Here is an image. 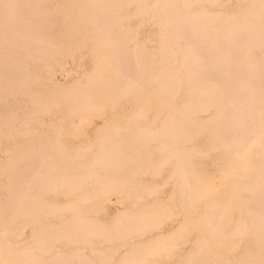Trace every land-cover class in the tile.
I'll list each match as a JSON object with an SVG mask.
<instances>
[{
  "label": "bare ground",
  "instance_id": "obj_1",
  "mask_svg": "<svg viewBox=\"0 0 264 264\" xmlns=\"http://www.w3.org/2000/svg\"><path fill=\"white\" fill-rule=\"evenodd\" d=\"M65 1L62 2L64 4H60L61 2L54 3V0H0V154L4 153L7 155V158L0 156V257L5 260L4 263L3 260L0 259L1 262H3L1 264H33L31 259L37 262V264H46V260H48L47 264H55L60 259L63 260V257L64 259L67 257L65 260L69 258L70 261L73 262L74 259H76V262H74L75 264H80L79 262H83L84 260L83 264H102L103 261L106 262L111 255H115V252H113L114 254L110 253L108 256V252L106 251L107 253H105L107 255L104 256L105 254L103 253L104 251H102L101 242L105 240L110 243L112 241L115 245L114 241H117L115 240V238L118 239L117 237H119L118 241L123 242V240H120L121 237L124 238L125 241L126 239L136 236L140 238V240H137V244H141L139 245L140 249L143 244L139 242L143 241L144 243V241L147 240L145 241V246L143 245L142 247V252L135 244L133 245L132 243V246L130 243L129 245L131 246L129 247L131 248H127L129 251L125 249L122 250L121 257L124 255V257L128 256V258H131H126L125 260V258L119 256V258H116L117 260L121 258V261L118 260L117 262L126 264L125 262L128 261L129 264H138L137 262L140 260L139 264H149V261H144L148 259L145 257L146 255L147 257L148 255L149 257H155L157 256L156 254L159 256L162 252L165 253V251L169 254L170 251L176 249L175 246L178 247L173 242H178V239H180L178 236L184 233L183 231L181 232L182 234L180 233L178 227L181 225L179 224H182L180 227L182 228L185 226L187 227L190 223L192 224L191 229H193V232L199 230L198 227H193L197 220L193 222L192 219V222L186 223L187 214L192 213L193 216L199 214L197 209L199 207H197V205H200L197 204L199 201H203L204 206L208 205L204 207L208 209L209 205H214L212 203L214 201L220 204L228 202V205H226L228 207L229 203L232 204L234 201V204H232L233 207L231 204L230 207H232L233 213L234 207H236L238 214L236 215L238 217L241 211L244 212L240 205L246 204V210L251 212L248 214H252L255 217L254 223L252 222L253 228L250 227V229H248V231L253 229L254 233L251 232L249 234V231L248 235L254 237L253 249L256 254H248V256H244V259L239 262L238 260L236 261V259L232 260L235 256L231 257L232 259L229 260L230 258H228L229 256L227 255L228 259L226 258V260H223L224 263H222L264 264V0H68L66 3ZM66 18H69L67 20H69V23L71 22L70 24L73 25L75 31H81L82 34H84L80 35V38L81 36L84 38L86 37L82 41L88 42V40H90L95 44L93 45L97 53L94 51L93 59L95 58L96 60V56L97 58L99 57L95 62L91 58V61H93V63L91 62L93 64L92 66L95 65V69L86 70L88 72L82 70V73L85 72L87 75L90 73L88 76L85 74L87 78L84 79L85 81L87 80L88 84L86 85L87 82H85L83 88L80 87L81 90L79 89L81 91H79L80 93L85 92L83 90L86 89L89 94H81L88 97V99L84 97V100L82 98L81 105L83 104L82 102L85 103L82 106L79 103L81 99H79V97H81L79 96V92L76 94L78 98L73 97V88L78 89L76 86L74 87V85H77V87L80 85L79 80L81 77L79 76L80 79L78 83L75 81H77L79 77H77L76 80L73 79L72 82L68 81V84L75 83L72 85L73 87L71 85L68 86L69 88L66 86L68 88L67 92H69L70 87L71 90H73V92H70V95L74 98L71 99L74 100L71 104L75 111L73 109H68L70 113L73 111L72 114H74L79 106L80 108L87 106L89 108L86 107L87 110H89L88 112H93L94 114L96 111L101 112V108L103 107L104 110L106 109L108 111V115H104L106 117L102 119L101 126H98V129H103L106 123L113 122L112 119L114 120L115 117L117 118L121 115L119 112H121L120 109H123L120 106L122 101L126 100L130 103V108L127 107L130 109L128 110L129 112L127 111L129 115H127L126 119H123L129 122L127 123L128 128L122 131L118 140L116 136V140H112L115 134L111 132L113 136L111 137L112 139H108L111 140L110 142L107 141L105 144L104 141L100 144L101 147L89 150V154L85 156L86 158L81 157L79 159H77L76 156L80 154L75 153L76 155L74 154V156L70 153L73 150H77L79 143L72 144L75 145L74 148L76 147V149L72 147L73 150L70 149L71 151L67 149V152L68 150L70 151L68 154L65 153V150L64 152L61 151L62 153L55 154L56 150H62L63 145L60 147V142H56L55 144L58 145V148L57 145L52 144L53 142L51 140L46 144L50 151L45 153V157H40L38 151H32V146H30V149L28 148L29 150L23 152V150H20L21 146H17L19 142H16V140V143L10 142L18 137L20 133H25L29 130L25 127L27 130L23 132L21 130L22 123L30 117L29 115L34 114L31 110L32 112L26 115L28 113L21 106V109H23L26 114L21 115L22 112L20 114L18 112V118L16 116V111L19 109V101L17 102L18 99L16 101L13 100L16 96H19L20 86L21 88L27 87L25 86L27 85L25 81L29 79L27 78L25 80V75L29 77V68L33 66L30 57L36 58V56H39L37 59H40L42 55L45 57L50 53V59L53 58V54H55L54 57L59 54L61 55L62 47L60 48V44L63 41L61 39L63 36L60 34V37L55 36L52 38V33L61 28L68 29L65 21ZM66 30H64V32H66ZM113 32H117L116 34L114 33L116 37L115 35H113L114 37L111 35ZM144 32L145 37H140V34ZM118 33L120 34L119 36L117 35ZM127 33L128 36L130 35L129 37L126 36ZM77 34L78 33H76V35ZM122 34H126L125 38ZM68 42L66 43L67 45ZM74 42H72V45L74 44L75 47L74 45L73 47L76 49V43L79 42ZM84 44L83 42L80 44V50L83 49L82 45L84 46ZM58 45L61 49L59 51L60 53H58V51L53 52ZM93 45L90 46L93 48ZM77 47L79 49L80 46L78 45ZM90 48L89 50L92 51V48ZM72 52L70 51V55H72ZM79 53H81V51H79ZM86 54L88 53L86 52ZM22 55L25 57L24 59H26V61L22 58ZM20 56L25 62L21 60ZM80 56L78 57L79 59L82 58V55ZM58 59L59 58H57V60ZM33 60L35 61V59ZM57 60H55L56 63L59 62ZM40 61H42V59ZM52 61L54 62L53 59ZM83 62L85 63V61ZM36 63L37 62L34 64ZM61 63L63 64V62ZM61 63L59 66H62ZM44 64L47 67V64ZM78 64H80V62H77V66L79 67ZM41 67V70H43L44 67ZM80 67L79 69H81ZM37 68L39 69V67ZM49 70L48 68V72L51 73V70ZM91 73L93 74L91 75ZM54 74H50L49 76L53 77ZM21 76H24V78ZM30 77L32 79V75H30ZM82 77H84V75H82ZM21 78L24 81H20ZM41 78V82H43L45 78L47 79L45 76L44 79ZM31 79L30 83H32ZM49 79L47 80L49 81ZM81 81L82 80H80V83H82ZM37 85L41 86V84L38 83ZM37 85L35 84V87ZM47 85L50 87L49 83H47ZM84 85L88 87L84 89ZM31 86L33 87V84H31ZM38 87L36 88L40 89ZM49 87H47V89ZM42 89L44 88L42 87ZM48 90L50 92L51 87ZM22 91L24 92V90ZM28 91H30L29 88ZM33 91L35 90H32V92ZM47 92L48 91H46V93ZM52 92L51 90V95ZM94 94H100L105 97L102 107L101 105H97L99 100L93 103L90 102V98L92 97L89 98V96H93ZM34 95L32 94L33 99L36 96ZM70 95H68L69 101ZM23 100L24 98L22 102ZM45 100L48 101V99ZM52 100L53 99H51V101ZM51 101L50 104H48L49 102H44V107L45 104L49 106L52 105L54 101H52V104ZM55 104L56 103H54L53 106H56ZM93 104L96 105L94 106ZM27 106L26 108L29 107ZM64 106L67 105L65 104ZM51 109L52 108H50V110ZM33 110L35 109L33 108ZM80 110L81 109L77 111ZM19 111L22 110L19 109ZM62 111L64 112L65 110ZM81 111L86 110L82 109ZM88 112H86V115L89 114ZM105 112L101 113L105 114ZM24 115L27 117L20 119V116L24 117ZM60 116L59 118L62 117ZM129 116L131 119L128 118ZM59 118L57 117L56 120L59 121ZM61 119L63 120V118ZM41 120L40 122H42ZM91 120L93 121V119ZM49 121L47 123L48 125H50ZM65 121L66 119L63 122ZM50 122L52 124V120ZM75 123H72V125ZM45 124H43V126H45ZM68 124L67 127H65L66 123H64L65 126H63L61 121L58 132L62 130V128L60 129V125L69 129ZM32 126H34V130L36 131L35 128L37 126L35 124L27 127L30 128ZM49 127L51 128V125L47 128ZM121 127L122 126H119L117 130H120ZM105 128L104 132L107 129L110 130L107 126ZM66 129H64V131ZM71 129H73V127ZM71 129L70 132L72 131ZM100 129L97 130V133ZM31 130L33 129L29 131ZM50 130L53 131L54 129H49L48 132ZM35 131H27V133L34 134ZM101 132L99 134H101ZM108 132L110 135V131ZM65 133H68L67 130ZM106 133L107 131L105 134ZM116 133L119 134V131ZM60 134L61 132L58 133V137ZM94 134L96 133L94 132ZM62 135L63 134H61V136ZM109 135H104L103 138L101 137L102 141L103 139L107 140V138H110ZM50 136H52V134ZM54 138L55 137H53V141L55 140ZM38 139L39 138H37V140ZM47 140L48 139H46V143ZM50 143L55 145L56 148L52 146L49 147ZM34 144L36 146L38 143ZM43 144L45 145L44 141ZM38 146L39 144L37 147ZM68 146L69 145H65L66 148H68ZM79 146L78 150L80 148ZM60 150H58V152ZM50 152L55 156L49 154ZM23 153L27 154V156L23 157ZM42 154L44 153L42 152L41 155ZM136 190L141 191V193L146 192L148 195L149 193L158 194L159 192H163L171 194L170 196H174L172 200L178 203L181 208V213H183L182 215H186L184 217L186 221L184 222L183 219H179L181 223L179 222L177 225L178 227L176 226V230L178 231L175 230L174 234H178L179 232L180 235L178 234V236L175 235L172 237V234L170 236L165 235L161 230L157 232L164 221V216L152 214L153 212H151V209L150 211L148 210V213L143 212L144 209L142 210V208L149 209L150 203L147 204L146 207H141L142 212H140L138 216L133 215V213L125 214V210L118 211L120 214L117 212L115 215V218L118 220L112 218L113 221L105 223L103 227L105 221L103 223L101 222L100 214L103 213V208L99 204L100 198L113 192L119 194L120 192H126L133 195ZM232 191L233 193H231ZM235 191L236 193L246 192V194L249 193L250 196H238L236 193L234 195ZM212 193H218V195L216 196ZM229 193L231 197L230 195L228 196ZM232 194L236 196V198L232 197ZM134 197L133 195L132 198L134 199ZM138 197H135V199ZM158 197L152 198V202L156 203L160 201ZM167 201L169 202V200ZM146 203L147 202H145V204ZM226 206H224V209H221L224 211L226 210L225 212L228 213L230 211L227 210ZM239 207H241V211ZM128 208L126 209L128 210ZM177 208L178 207H176V210ZM204 208L203 211L208 210ZM116 209L117 208H115V210ZM129 210L131 211V209ZM210 210L209 212L204 211L206 216H202L203 220L198 219L202 231L199 230L200 234H198L199 232L195 233L202 238L198 240L196 234L197 244H193L195 247V245L201 242L202 244L199 245L203 246L202 250L200 246L197 247V249H199V252L200 250L202 252L207 251L208 254L211 250L208 244L211 242L208 241V238L209 240L211 239L210 236L213 235L212 239L214 236H218L219 239L221 238V240L225 241L223 243L221 242L224 245L226 242L233 241V239H231L232 241H227V239H229L230 235H233V233L236 236L238 230V235L240 236L241 234L247 233L245 231L246 228L244 229V225L241 224H244V222H240L242 221L240 220V217H242L241 215L238 219L236 216L237 222H240L239 224L242 225L241 227L238 225L241 230L235 228L237 223L236 226L234 225L235 229L232 228V231L235 230V232H230L231 234L228 235L229 229L226 231L227 233H223L222 231L226 228L225 226L221 228L223 220H221L220 226H216V223H220V219H217L219 223L218 221L215 222V213L218 212L213 213V210ZM239 211L240 214L238 213ZM114 213L115 212H113V214ZM204 213L202 215H204ZM218 214L222 216L221 213ZM230 214L231 215L227 214V217L234 215L232 213ZM223 215L226 214L224 213ZM119 219H122L123 222ZM224 219L226 221V226L230 224L228 221L231 219ZM121 222L122 226H118ZM230 222L232 224V220ZM184 223L186 224L185 226H183ZM49 224H51V226ZM156 224H158V226H156ZM211 225H213V228ZM214 226L220 227V229L217 228V232H215ZM186 227L185 229H188ZM26 228H28L27 231H25ZM185 229L183 228L182 230ZM242 231L243 233H240ZM187 233L191 235L192 230ZM206 233H208V235L210 234V236L202 235ZM155 234L158 235L156 238L154 237ZM163 234L165 238L162 239L161 236L163 237ZM43 235H46L47 238ZM25 236L32 238L31 243L35 242L34 244H39L37 246L39 248L36 247L38 252L44 251L47 253L48 246L49 250L50 247H52L49 243L52 244V241L58 242L62 237L64 241L66 238L69 244H74L76 242L80 246L75 248L71 244L65 248L59 247L60 249L55 247V249H58V254L56 252V254H53L57 258L55 257L53 259L52 257L54 256L51 255L47 258L43 257L44 259L40 260V258H42L40 256L44 254L37 256L34 252L35 255H32V250L36 251L35 247L31 246L32 248L27 249L25 244L21 248L18 246L19 241L21 243ZM159 237L161 239H159ZM171 237L172 241L175 237L177 238L173 242H170V240L169 243L173 245L168 244V246H175L173 249L170 247L171 250L166 248L164 251V246L161 247L160 243L162 241L167 246V239ZM204 237L205 240L203 239ZM37 239L39 240L37 241ZM148 239L150 240L148 241ZM206 239L208 243L205 242ZM219 239L215 237V242ZM10 240H14V244L10 243ZM72 240H75L74 243ZM238 240L239 238L237 241ZM192 241L194 240L192 239ZM45 242H48L47 244L49 245ZM157 242L158 244L156 247L159 245V248L153 245V243L156 244ZM118 243L120 244V242ZM203 243L205 245L208 244L206 245L208 248L205 251L203 250ZM212 243H214V241ZM217 243L218 242L214 244ZM221 243L219 242L216 249H214L215 247L213 249L218 250V246L223 248ZM41 244L42 246H40ZM146 244H150L151 246ZM235 244L233 245L238 246V242ZM116 245L115 247H117ZM228 245L231 247L232 243H228ZM6 246L9 249L6 248ZM235 246H232V249ZM115 247L114 250L116 251ZM146 247L149 253L145 251ZM150 247L153 250L150 249ZM210 247L212 248V246ZM132 248L136 251L139 250V252L137 251L138 256L141 252L140 259L135 255L136 252H134V249L131 250ZM6 249L7 251H5ZM226 249H228V247H226ZM130 250L134 252L133 255ZM219 250L221 251V249ZM3 251H5V254H3ZM125 251L135 256V259L137 256V262L134 263L135 259L129 256ZM212 251L210 253L216 256L214 255L216 251H214V253ZM229 251H231L230 248ZM6 252L8 256H6ZM27 252L28 257L25 255ZM49 252H51V250ZM62 252H65L67 256H64L66 254H62ZM73 252L76 253L77 257ZM199 252H195L197 253L195 255L196 258ZM59 253L60 256L62 255L63 257H59ZM15 254L17 256L15 259L17 258V260L11 259ZM166 254L162 256L166 258L170 256L168 254L166 256ZM242 254L244 255V253ZM3 256H5V258ZM142 256L145 259L142 258ZM183 256L186 257V255ZM189 256L190 258L184 257L188 262L190 261L186 264H193L192 261L194 260V264H196V260L200 258L195 259V256H192L194 260H191V255ZM217 256L215 258H217ZM104 257H107V259ZM207 257L206 259L204 258L205 261L203 259L200 260L203 261L201 264H205ZM178 258H180V256ZM209 258L211 259L212 257L209 256ZM23 259L26 260L24 261ZM50 259H53L54 262L56 259V262L53 263ZM141 259H144V262H141ZM259 259H261V261ZM62 260L59 262L64 264L65 262L63 263ZM111 260L112 257L108 261ZM209 260L206 264L208 262V264H213L216 261L210 263L212 260ZM183 261L184 260H182V262ZM217 263L218 262L215 264ZM108 264H110V262H108Z\"/></svg>",
  "mask_w": 264,
  "mask_h": 264
},
{
  "label": "rangeland",
  "instance_id": "obj_2",
  "mask_svg": "<svg viewBox=\"0 0 264 264\" xmlns=\"http://www.w3.org/2000/svg\"><path fill=\"white\" fill-rule=\"evenodd\" d=\"M65 0H62V1H60V0H54V3H60V4H64V3H62V2H64ZM66 2H68V0H66L65 1V3ZM67 19H69V18H66L65 19V21H66V23H67V26H68V29L67 28H65V29H62V31H61V29H58V30H56L55 32H53L52 33V38L53 37H55V36H59L60 34L63 36V37H61V39L63 40L62 42H61V44H60V48L62 47V50L59 48V45L55 48V51H53V52H56V51H58V53H60L59 51L61 50L62 51V53H61V55L59 54V55H57V56H55L54 57V55L55 54H53L52 55V57L53 58H50L49 59V57H50V53H49V55L48 56H41V58L40 59H37L39 56H36V58L34 57V58H32V57H30V59H32L31 60V62H32V64H33V66H31L29 69H30V71H29V77L27 76V75H25V80L28 78L29 80H26L25 81V83H27V85H25V86H27L29 89H30V91H28V88L27 87H22L21 88V86L19 87L20 88V93H19V96H16V98H14L13 100H17V102L19 101L20 102V100H21V102H22V99L24 98V100H25V102H24V100H23V102L21 103H19L18 102V104H19V109L20 110H22V111H19V109L16 111L17 113H16V116L19 118V114L21 113V115H23V114H26V112L28 113V114H26V115H29L32 111L34 112V114L33 115H29L30 117H28L27 118V120H25V122L24 123H22V128H21V130L24 132V130L26 131L27 129H33V130H31V131H35L34 130V126H32V127H30V128H28L30 125H33V124H35L36 126V131L34 132V134H32V133H27V131L28 132H31V131H29V130H27L25 133H20V135L18 136V137H16V138H14L12 141H10V142H15V140H16V142H19V143H17V146L19 145V146H21V148H20V150H23V152L24 151H26V150H29L31 147L30 146H32V151H38V153H39V155H40V157L41 156H43V157H45L44 155H45V153L46 152H48V151H50V149L49 148H47V145L46 144H48L49 143V141H51L52 140V144H55L56 142H60L59 143V145H60V147H61V145H63L64 147H65V145H69L70 146V148H69V146H68V148H64L63 146H62V150H60V149H58V150H60L59 152H58V150H54L55 151V154L57 153H62L61 151H63L64 152V150H65V153L66 154H68V152H70L71 150L70 149H72V148H74V146L75 145H72V144H77V143H79V150H78V146H77V150H75V151H77V152H75L73 149V151L72 152H70L71 153V155L73 154H75V153H77V154H80L79 156L77 155L76 156V158L77 159H79V158H81V157H83V158H86L85 156H87V154H89V150H91V149H95V148H99V147H101L100 146V144H102L104 141H105V144L107 143V141H111V140H108V139H112L111 137L113 136L112 135V133L113 134H115L113 137V139L112 140H116V138H117V140H118V138H119V136L121 135V133H122V131L124 130V129H127L128 127H127V123H129V122H127L126 120H123V119H126L127 118V115H129L128 114V110H130V109H128V108H130V103H129V101H126V100H124V101H122V103H120V106L123 108V109H120V111L121 112H119L121 115H124V116H118L117 118H116V120H115V118H114V120L112 119V121L113 122H109L108 124L110 125H108L107 123H106V126L110 129V130H106L107 131V135H109L108 133V131H110V135H109V137L110 138H107V140L106 139H103V141H102V138L104 137V135L105 136H107L106 134H105V132H104V130L106 129L105 127L106 126H104V128L101 130L100 128V131L97 133V130H99L98 129V126H101V124H102V119L103 118H105L108 114V111L105 109H103V103H104V99H105V97H103V96H101L100 94H94L93 96H89V98L90 97H92V98H90V102H96L97 100H99V102H97L96 104L97 105H101V112H105V114H103V113H101V112H98V111H96V113L94 112V114H93V112L92 111H90V112H92V113H89L88 111L89 110H87V108L86 107H82V108H80V106L79 107H77V109H76V112L74 113V114H72L73 113V111L70 113V110H68V109H73L74 107L72 106V101H74V100H71V99H74L75 97L76 98H78L77 97V93L81 90L80 89V87H82L83 88V84H85V82H87V80L85 81L84 79L85 78H87V77H85L87 74L85 73V72H88V71H86V70H93V69H95L96 67H94V66H92L93 64V61L95 62V61H97V59L99 58H97V56H96V60H95V58L93 59V53H94V51H95V49L96 48H94V43L93 42H91L90 40H88V42L86 41V42H84V41H82L83 39H85L83 36H81V38H80V35L82 34V32L81 31H79V32H77V31H75V29H73V25H71L70 23H69V20H67ZM69 23V24H68ZM73 23V22H72ZM66 26V27H67ZM70 27V28H69ZM72 27V28H71ZM67 29V30H66ZM71 29V30H70ZM64 30H66V32H64ZM74 32H73V31ZM70 31V32H69ZM67 32H69L68 34H66ZM81 32V33H80ZM76 33H78L77 35H76ZM115 32H113V34H111L112 36L113 35H115L114 34ZM65 34V35H64ZM39 35V34H38ZM82 35H84V34H82ZM118 36L120 35L119 33L117 34ZM123 35V37L125 38V35L126 34H122ZM145 35V32L144 33H141L140 34V37H145L144 36ZM65 36V37H64ZM74 36H75V38H74ZM126 36H128V33H127V35ZM130 36V35H129ZM128 36V37H129ZM60 37V36H59ZM114 37V36H113ZM115 37H116V35H115ZM127 37V38H128ZM72 40V41H71ZM79 40V41H78ZM81 40V41H80ZM126 40V39H125ZM68 42V45L66 44L67 42ZM75 41V42H74ZM72 42H74V43H76V42H79V43H76V49H74V47H75V45H74V47H73V45H72ZM85 43L84 44V46L82 45V50H80L81 49V43ZM89 45H88V44ZM90 43H92V44H90ZM94 44V45H93ZM80 46L79 47V49H78V47L77 46ZM90 45H93V48H92V46H90ZM70 47V48H69ZM92 48V51L91 50H89V48ZM68 50H67V49ZM90 48V49H91ZM65 49V50H64ZM94 49V50H93ZM72 52L73 50H75V51H73L71 54L72 55H70V51ZM89 50V51H88ZM98 50V49H97ZM68 51V52H67ZM79 51H81V53H79ZM86 52L88 53V54H86ZM92 52V53H91ZM98 52H99V50H98ZM66 55H65V54ZM69 53V54H68ZM77 53V54H76ZM83 53V54H82ZM95 53H97V51H95ZM64 54V55H63ZM92 54V55H91ZM36 55V54H35ZM80 55H82V58H78ZM87 55V56H86ZM64 56H66V57H64ZM68 56V57H67ZM72 56V57H71ZM81 57V56H80ZM94 57H95V55H94ZM20 58H21V56H20ZM22 58L24 59L25 57L22 55ZM21 58V60H23ZM54 58H56V59H54ZM57 58H59L58 60H57ZM91 58H92V60L93 61H91ZM33 59H35V61L33 60ZM42 59V61H40ZM52 59L54 60V62L52 61ZM63 61H62V60ZM25 61H26V59H24ZM23 60V62H25ZM55 60H57V61H59V62H57L56 63V61ZM61 60V61H60ZM66 60V61H65ZM80 60V61H79ZM81 60H82V62H81ZM67 61H68V63H67ZM83 61H85V63L83 62ZM19 62V61H18ZM35 62H37L36 64H34ZM48 62V63H47ZM49 62H51V63H49ZM61 62H63V64L61 63ZM77 62L79 63L80 62V64H78L79 65V67L81 68V69H79V67L77 66ZM92 62V63H91ZM44 63H46L47 64V67H46V65L44 64ZM60 63L62 64V66H59L60 65ZM42 64H44V65H42ZM51 64V65H50ZM54 64V65H53ZM89 64V65H88ZM95 64V63H94ZM65 65V66H64ZM68 65V66H67ZM85 65V66H84ZM41 66H43L44 68H43V70H41ZM54 66V67H53ZM89 66H90V68H89ZM37 67H39V69L37 68ZM54 69H53V68ZM91 67H93V68H91ZM35 68V69H34ZM48 68L51 70V73H49L48 72ZM52 68V69H51ZM61 68H62V70H61ZM64 68V69H63ZM86 68V69H85ZM34 69V70H33ZM56 69V70H55ZM41 70V71H40ZM45 70V71H44ZM49 70V71H50ZM59 70V71H58ZM82 70L83 71H85L84 73H82ZM40 71V72H39ZM37 74H36V73ZM56 73V72H58V73H56V74H54V73ZM91 72V71H90ZM32 73H35V74H32ZM60 73V74H59ZM64 75H63V74ZM81 73V74H80ZM38 74H40V75H38ZM50 74H54L53 75V77L51 76H49ZM72 74V75H71ZM86 74V75H85ZM90 74V73H89ZM88 74V75H89ZM93 73H91V75H92ZM94 74H95V72H94ZM30 75H32V79H31V77H30ZM36 77H35V76ZM39 77H38V76ZM42 75H44L45 77H47V79H49V81L45 78L44 79V76H42ZM82 75H84V77H82ZM87 75V76H88ZM41 76H42V78H41ZM49 76V77H48ZM56 76V77H55ZM81 77V79H80V77ZM22 78H24V76H21ZM35 79H34V78ZM61 77V78H60ZM65 77V78H64ZM77 77H79L78 79H77ZM89 77H91V76H89ZM22 78L20 79V81L22 80ZM40 78L41 79H44L43 80V82H41V80H40ZM58 78H59V80H61V81H59L58 80ZM64 78V79H63ZM83 78V79H82ZM93 78V77H92ZM30 79L32 80V83H30ZM33 79H34V82H35V84L37 85V83L38 84H41V86L44 88V89H42V87L40 86V85H37L36 87H38V88H40V89H37L36 87H35V84H34V82H33ZM37 79V80H36ZM53 79V80H52ZM73 79H77V81H75V82H77L78 83V80L80 79V80H82L81 82L82 83H80V80H79V86L77 87V85H74V87L76 86V88H78V89H75V88H73V90H74V95H73V97L70 95L71 93V91L73 92V90H71V87H70V89H69V92H67V89L69 88L68 86H72L73 84H75V83H70V82H72L73 81ZM94 79V78H93ZM93 79H91V80H93ZM39 80H40V82H39ZM52 80V81H51ZM58 80V81H57ZM90 80V79H89ZM19 81V80H18ZM22 81H24V80H22ZM68 81H70L69 83L70 84H68ZM46 82V83H45ZM56 84H55V83ZM64 82V83H63ZM18 83H20V82H18ZM30 83V84H29ZM43 83H44V85H43ZM47 83H49L50 84V87H51V90L53 91L52 92V95L50 94L51 93V90H50V92H49V85H47ZM52 83H54V84H52ZM16 84V83H15ZM21 84V83H20ZM31 84H33V87L31 86ZM46 84V85H45ZM61 84V85H60ZM68 84V85H67ZM82 84V85H81ZM88 84V82L86 83V85ZM14 85V84H13ZM86 85H84V89L85 88H87L86 87ZM30 86V87H29ZM68 88H67V87ZM47 87H49L48 89H47ZM57 87H58V89H57ZM73 87V86H72ZM47 90H46V89ZM37 89V90H36ZM80 89V90H79ZM22 90H24V92L22 91ZM32 90H35V91H33L32 92ZM44 90V91H43ZM46 91H48L49 92V94H48V92L46 93ZM55 91V92H54ZM83 91H85V92H82V93H80L79 92V96H81V97H79V99H80V101H79V103H80V105H81V101H82V98H83V100H84V97L85 98H87L88 99V97L87 96H84V95H81V94H85V93H87V91H86V89L85 90H83ZM27 93V94H26ZM34 95H38L37 97L35 96V98H37V99H33V96H32V94ZM68 93V94H67ZM24 95V97H23V95ZM29 94V95H28ZM67 94V95H66ZM26 95H28V96H26ZM68 95H70V101L68 100L69 99V96ZM76 95V96H75ZM85 95H89L88 93L87 94H85ZM21 96V97H20ZM32 96V97H31ZM41 96V97H40ZM45 96V97H44ZM54 96H55V99H54ZM53 97V98H52ZM66 97H68V98H66ZM72 97V98H71ZM99 97H100V99H99ZM19 98H21V99H19ZM33 99V101L34 100H37V101H32V99ZM103 98V99H102ZM40 99V100H39ZM44 99V100H43ZM45 99H48V101H46ZM51 99H53L52 101H54V103H56L55 105L56 106H53V104H52V101H51ZM64 99V100H63ZM92 99V100H91ZM41 101L40 103H37V102H39V101ZM67 100V101H66ZM102 100V101H101ZM28 101V102H27ZM46 101V102H45ZM50 101H51V104L52 105H47V104H45V107H44V102L45 103H48V104H50ZM101 101V102H100ZM31 102V103H30ZM33 102V103H32ZM67 102V103H66ZM27 103H29V104H27ZM74 103H76V102H74ZM78 103V102H77ZM83 104H85L84 102H82ZM91 103V104H92ZM58 104V105H57ZM67 105V106H64V105ZM82 104V105H83ZM95 104V105H96ZM24 105H28L27 107L28 108H26V106H24ZM43 105V106H42ZM74 105V104H73ZM81 105V106H82ZM94 105V104H93ZM94 105V106H95ZM126 105V106H125ZM21 106H22V108L26 111L25 113H24V110L23 109H21ZM32 106H34V107H32ZM57 106H59V107H57ZM60 106H62V107H60ZM69 106H70V108H69ZM76 106V105H75ZM93 106V107H94ZM30 107H31V109H30ZM41 107V108H40ZM65 107H67V108H65ZM96 107H99V106H96ZM128 107V108H127ZM33 108L35 109V110H33ZM50 108H52L51 110H50ZM61 108V109H60ZM65 108V109H64ZM85 109L86 111H77V110H79V109ZM90 108L91 109H93L91 106H90ZM89 109V108H88ZM28 110V111H27ZM32 110V111H31ZM37 110V111H36ZM44 110V111H43ZM50 110V111H49ZM56 110V111H55ZM62 110H65L64 112L62 111ZM74 110V109H73ZM98 110V109H97ZM103 110V111H102ZM60 111V112H59ZM69 111V112H68ZM75 111V110H74ZM93 111H94V109H93ZM125 113H124V112ZM128 111V112H127ZM18 112H19V114H18ZM30 112V113H29ZM48 112V113H47ZM79 114H78V113ZM81 112H82V114H81ZM85 112V113H84ZM86 112H88L89 114L88 115H86L87 113ZM57 113V114H56ZM60 113V114H59ZM69 115H67V114ZM77 113V114H76ZM123 113V114H122ZM45 114V115H44ZM50 116H49V115ZM71 114V115H70ZM91 114V115H90ZM26 115H24V117L23 116H20V119H24L25 117H27ZM52 115V116H51ZM55 115V116H54ZM62 117H61V116ZM76 117H75V116ZM78 115V116H77ZM80 115V116H79ZM90 115V116H89ZM92 115H93V117H92ZM104 115H106V116H104ZM59 116L61 117V118H63V120L61 119V118H59ZM68 118H67V117ZM40 117V118H39ZM54 117V118H53ZM57 117L59 118L58 120L59 121H57L56 119H57ZM74 117H75V119H74ZM79 117V118H78ZM85 117V118H84ZM35 118H37V119H35ZM76 118H78L79 119V121H78V119H76ZM84 118V119H83ZM129 119H131L130 118V116L128 117ZM30 119H32V120H30ZM42 121V122H40V120ZM43 119H45V120H43ZM52 120V124H51V120ZM66 119V121L65 122H63L64 120ZM70 119V120H69ZM91 119H93V121H94V123H93V121L91 120ZM129 119H127V120H129ZM35 120V121H34ZM50 120V121H49ZM62 121V125L63 126H65L64 125V123H66V126L65 127H67V124L69 125L68 126V128L69 129H66L65 127H63V126H61L60 125V129L62 128V130H60V132H61V134H63L62 136H61V134H60V136L58 137V133H60V132H58L59 131V124H61V121ZM24 121V120H23ZM22 121V122H23ZM27 121H28V123H27ZM48 121H49V124L51 125V128L49 127V128H47L48 126H50V125H48L47 123H48ZM74 121V122H73ZM38 122V123H37ZM47 124V127H46V124ZM53 122H54V124L55 123H57V124H55V127H56V125H57V127H56V129H55V127H54V124H53ZM70 122H72V123H75V124H77V125H75V124H73L72 125V123H70ZM79 122V123H78ZM101 122V123H100ZM100 123V124H99ZM110 123H112V124H110ZM42 124V125H41ZM43 124H45V126H43ZM75 125V126H74ZM105 125V124H104ZM28 126V127H27ZM54 128H53V127ZM73 127V129H71L72 127ZM81 126V127H80ZM103 126V125H102ZM119 126H122L121 128H120V130H117V128H119ZM25 127L27 128V129H25ZM37 128H39V129H37ZM47 128V129H46ZM58 128V129H57ZM41 129V130H40ZM49 129H54L53 131L52 130H50L49 132H48V130ZM64 129H66L67 130V132L68 133H65V131H64ZM70 129L72 130L71 132H70ZM38 130H39V132H38ZM69 130V131H68ZM87 130V131H86ZM114 130V131H113ZM41 131V132H40ZM47 131V132H46ZM56 131V132H55ZM102 131V132H101ZM117 131H119V134H117L116 132ZM53 132H55V133H53ZM58 132V133H57ZM64 132V133H63ZM82 132V133H81ZM94 132L96 133V134H94ZM101 132V134H99ZM38 133H41V134H38ZM57 133V134H56ZM70 133V134H69ZM86 133V134H85ZM32 134V135H31ZM36 134H37V136H36ZM45 134V135H44ZM49 134V135H48ZM52 134V136H50ZM97 134H98V136H97ZM27 135V136H26ZM29 135V136H28ZM53 135H55V136H53ZM56 135H57V137L60 139V141H59V139L56 137ZM68 135V136H67ZM39 136V137H38ZM47 136H49V137H47ZM98 138H97V137ZM115 136H116V138H115ZM28 137V138H27ZM53 137H55L54 139V141H53ZM67 137V138H66ZM102 137V138H101ZM33 138H35V139H33ZM37 138H39L38 140H37ZM50 138V139H49ZM77 138V139H76ZM25 140V141H23V140ZM44 139V140H43ZM46 139H48L47 140V143H46ZM57 139V140H56ZM94 139H96V140H94ZM41 140H43L44 141V143H45V145L43 144V141H41ZM63 141V144H62V141ZM22 143H21V142ZM29 141V142H28ZM35 141V142H34ZM40 141V142H39ZM81 141V142H80ZM93 141H95V142H93ZM97 141V142H96ZM15 142V143H16ZM25 142V143H24ZM83 142V143H82ZM87 142V143H86ZM21 143V144H20ZM31 143V144H30ZM34 143H38L39 144V146H41V147H37V145L35 146V144ZM40 143H41V145H40ZM66 143H68V144H66ZM85 143V144H84ZM97 143V144H96ZM24 144V145H23ZM51 143H50V145H49V147L50 146H52V147H54V148H56V146L55 145H57V144H55V145H52ZM65 144V145H64ZM88 144V145H87ZM72 145V146H71ZM27 146V147H26ZM34 146H35V148H34ZM45 146H46V149H45ZM57 147H58V145H57ZM72 147V148H71ZM85 147V148H84ZM87 147V148H86ZM29 148V149H28ZM59 148V147H58ZM83 148V149H82ZM41 149V150H40ZM53 149V148H52ZM51 149V150H52ZM67 149H69L68 150V152H67ZM74 149H76V147L74 148ZM83 150V151H82ZM44 153V154H42L41 155V153ZM53 152V151H52ZM80 152V153H79ZM70 153H69V155H70ZM49 154H53V153H49ZM22 155H24L23 157H26L27 156V154H22ZM54 155V154H53ZM76 155V154H75ZM74 155V156H75ZM0 156L1 157H3V158H7V155L6 154H4V153H2V154H0ZM55 156V155H54ZM46 157H47V155H46ZM50 157H52V156H50ZM133 193V192H132ZM136 193V194H135ZM231 193H233V191L231 192ZM235 193H236V191L234 192V195H235ZM241 194V193H243V194H241V195H239V194ZM212 194H214V195H218V193H212ZM132 194L130 193H126V192H120V194L119 193H117V192H113V193H109L108 195H105V196H103V197H101L100 198V200H99V204L101 205V207L103 208V213L102 214H100L101 215V222L103 223L104 221V223H103V227L105 226V223H110L111 221H113V219L115 218V215H116V213L118 212V211H123V210H125L124 211V213L125 214H131V213H133V215H139L140 214V212H142L141 211V207H146L147 206V204H149L150 203V207H149V209H145V208H142V210H143V212H145V213H148V210L150 211V209H151V212H153L152 214H156V215H158V214H160V215H162V216H164V221H163V223H162V225L159 227V229L157 230V232H159L160 230L161 231H163L164 233H165V235H171L172 237H174L175 235H177L178 236V234L180 235V233L183 231L184 233L181 235V236H178L180 239H178L179 241L178 242H176L175 241V239L177 238V237H175V239L173 240V241H175V242H173L172 241V237L170 238V239H167V241H168V243H166L167 244V246L161 241V243H160V246L161 247H163L164 246V251L166 250V248H168V249H170V247H172V249H173V247L175 246V245H177L178 247H176L175 246V248L176 249H173V251H170V253L168 254V252H166L165 251V253H163L162 251V254H160L161 256L162 255H164V254H168V255H170V256H168L167 258L166 257H164V256H160V258H159V256H158V254H156L157 256H152V257H149V255H148V257H147V255L145 256L144 254H142V255H144L146 258H148L147 260H144L145 258L142 256V258H144L143 260L146 262H148L149 264H171V263H173V264H186L188 261H187V259H185L186 257H188V258H190V256L189 255H191V260H194V258L192 257V256H195L197 253H195V252H199V249H197V247H201V250H202V248H203V246H201V245H199V244H202L201 242L198 244V245H195V247H194V245L193 244H197V237H196V234L198 233V234H200V231L199 230H201L202 231V227L200 228V226H199V222L200 221H198V219L199 220H203L202 219V216L204 217V216H206V214L204 213V211H203V208L206 206H204L203 205V201H199V203H197V204H200V205H197V209H198V212H199V214H195V216H193V214L192 213H189L190 214V216H189V214H187L188 216H186L187 217V221L186 220H184L185 218V216H183L182 214L183 213H181V208L179 207V205H178V203H176L175 202V200H172V199H174V196H170L171 194H169V193H163V192H159L158 194L157 193H154V194H150L149 193V195L148 194H146V192L145 193H141V191H135L134 193H133V195L135 196V197H138V195H139V197L137 198V199H135V197H134V199L132 198L133 197V195L131 196ZM213 195V196H214ZM230 195V197H231V194L229 193L228 194V196ZM236 195H238V196H250V194L249 193H247L246 194V192H237L236 193ZM251 195H253V194H251ZM145 196V197H144ZM149 196V197H148ZM159 196V197H158ZM166 196H168V197H166ZM111 197V198H110ZM142 199H141V198ZM147 197V198H146ZM155 197H158V198H160V201H158V202H156V203H153L152 202V198H155ZM164 197V198H163ZM173 197V198H172ZM232 197H235L236 198V196H233V194H232ZM63 198H65V197H63ZM62 198V199H63ZM140 199V200H139ZM231 199V198H230ZM150 200V201H149ZM167 200H169V202L167 201ZM131 201H132V203L134 204H132L131 203ZM229 201V200H228ZM231 201V200H230ZM233 201V200H232ZM145 202H147L146 204H145ZM167 202V203H166ZM171 202V203H170ZM234 202V201H233ZM232 202V204H234ZM129 203H130V205H129ZM214 205H212V206H210L209 205V209L208 208H204V209H208V210H206L207 212H209V210L210 211H212L213 213L214 212H218V213H221L222 214V212L224 211V210H222V209H224V206H226V205H228L227 203H217V202H212ZM235 203H237V202H235ZM142 204V205H141ZM164 204H166V205H164ZM176 206H175V205ZM218 204V205H217ZM230 204L231 203H229V207L228 206H226L227 207V210H229L230 212H223V214L225 213L226 215H223L222 214V216L221 215H219L218 213H215V217H216V220H215V222H217L218 220L217 219H220L219 221H220V223H219V221H218V223L219 224H217L216 223V226H220V224H221V220H223V222H222V224H221V228H224V226L226 227V228H224V230L222 231L223 233H227L226 231L227 230H229V233H227L228 235H230L231 233L230 232H232L233 233V231L235 232V230H233L232 231V228L233 229H235V228H239L240 229V227L242 226V225H244V229H245V231L247 232V233H245V234H241V236L240 235H238V232H239V230L237 231V233H236V236L234 235V233H233V235H230V237H229V239H227V241L228 240H231V239H233V241L232 242H226L227 243V245H226V243H224V245L222 244L223 242H225V241H223V240H221V238L219 239V237L218 236H214V240L212 239V237H213V235L212 236H210V234L208 235V233H206V234H202V235H207V236H210V238L214 241V243H216V242H218L217 244H214V243H212L213 241L210 239L209 240V238H208V241L210 242V243H208L207 242V239H206V241L205 242H207L208 244H209V248L211 249L210 250V252L212 251L213 253H214V251H216L215 253L216 254H214V255H216L217 256V254H218V256H217V258H215L216 256H213L210 252H209V254H208V252L207 251H205L208 247H206V245H208V244H204V251L205 252H202L201 250H200V252H202V253H200L199 252V254H198V257L197 258H199L198 260H196L197 262H196V264H201L203 261H200V260H204L205 261V259H206V257L209 255V256H211L212 258L210 259L209 258V256L207 257V260H206V262L209 260V261H211L210 263H212V262H214L215 260V263L216 262H218L217 264H220V263H224V261L223 260H226V258H227V255L229 256L228 258H230L229 260H231L232 258L231 257H234L232 260H235L236 259V261L238 260V262L239 261H241L242 259H244V256H248V254H256V252H255V250L253 249V236H251V235H248V232H249V234L252 232V233H254V230L252 231V230H249L248 231V229H250V227H252V224L254 223V220H255V217L251 214V215H249L251 212L249 211V210H246V204L245 205H243V204H241V203H238V204H241L240 206H242V208H243V210H244V212L243 211H241V207H239V209H240V211H241V214H240V211L238 212L242 217H240V215H239V217L241 218L240 220H242V221H240V222H244V224L243 223H241V224H239L238 222H237V220H236V216L238 215L237 214V209H236V207H234L233 209H234V213H233V210L231 209L233 206H232V204H231V206L232 207H230ZM129 207H127V206ZM132 205V206H131ZM149 206V205H148ZM155 206V207H154ZM159 206V207H158ZM208 206V205H207ZM206 206V207H207ZM221 206H223V207H221ZM234 206H237V205H234ZM125 207V208H124ZM176 207H178L177 208V210H176ZM212 207V208H211ZM115 208H117L116 210H115ZM121 208V209H120ZM124 208V209H123ZM126 208H128V210L126 209ZM200 208H201V210H200ZM222 208V209H221ZM228 208H230V209H228ZM248 208V207H247ZM129 209H131V211L129 210ZM138 209V210H137ZM226 209V208H225ZM134 210V211H133ZM175 210V211H174ZM127 211V212H126ZM130 211V212H129ZM133 211V212H132ZM156 211V212H155ZM180 211V212H179ZM201 211V212H200ZM205 211V212H206ZM232 211V212H231ZM113 212H115L114 214H113ZM150 212V213H151ZM155 212V213H154ZM176 212V213H175ZM204 213V215H202L203 213ZM250 212V213H249ZM119 214H120V212H118ZM230 213H232V214H234L233 216H228L229 217V219H231L232 220V224H231V220H229L228 219V217H227V214H229V215H231ZM249 213V214H248ZM112 216H111V215ZM175 214V215H174ZM177 214H179V215H177ZM192 214V215H191ZM220 216V218H219V216ZM237 214V215H236ZM246 214V215H245ZM111 216V219H110V216ZM176 216V217H175ZM181 216V217H180ZM253 216V217H252ZM119 217V216H118ZM238 216H237V219L239 218ZM109 218V219H108ZM113 218V219H112ZM120 218V217H119ZM122 218V217H121ZM170 218V219H169ZM173 218V219H172ZM191 218V219H190ZM224 218H227L228 220V223H230V224H227V226L225 225V223H226V221H225V219ZM253 218V219H252ZM116 219V218H115ZM172 219V220H171ZM179 219L181 220V219H183L184 220V222L186 221V223L188 224L189 222H192L191 220L193 219V222H195V220H197L196 222H195V225H198V226H193V227H198V229L199 230H195L194 232H193V229H191L192 228V224H190L189 223V225H187V227L185 226L186 224L184 223V225L183 226H185L186 228H188V229H185V227H182V228H180L181 226H182V224H179V222L181 223V221H179ZM116 220H118V219H116ZM119 220H121L122 221V219H119ZM124 220V219H123ZM235 220H236V222H235ZM244 220V221H243ZM106 221H108V222H106ZM120 222V221H119ZM118 222V223H119ZM123 222V221H122ZM122 222L120 223V224H118V226H122ZM253 222V223H252ZM175 223H176V225H175ZM196 223H198V224H196ZM238 223V224H237ZM115 224H116V222H115ZM181 225L180 227H178L177 225ZM236 224H237V226H236ZM50 226H51V224H49ZM49 225H48V227H49ZM117 225V224H116ZM214 225V224H213ZM213 225H211L212 226V228H213ZM236 227H235V226ZM238 225H240V227H238ZM156 226H158V224H156ZM172 226H174L175 227V229H174V227H172ZM176 226L179 228V231H180V233L178 232V234H174L175 233V230L177 229L176 228ZM216 226H214L215 227V232H217V228L218 229H220V227H216ZM47 227V226H46ZM48 227H47V229H48ZM235 227V228H234ZM158 228V227H157ZM173 228V229H172ZM185 229V230H182V229ZM253 228V227H252ZM49 229H50V227H49ZM52 229V228H51ZM28 230V228H26L25 229V231H27ZM46 230V229H45ZM169 230H170V232H169ZM190 230H192V234L191 235H188V231H190ZM213 230V229H212ZM237 230V229H236ZM241 230V229H240ZM47 231V230H46ZM50 231V230H49ZM167 231V232H166ZM176 231H178V230H176ZM214 231V230H213ZM219 231V230H218ZM221 231V230H220ZM225 231V232H224ZM195 232H197V233H195ZM168 233H170V234H168ZM240 233H243V231L242 232H240ZM239 233V234H240ZM28 234V233H27ZM47 234V233H46ZM157 234V233H156ZM154 235V237L156 238L158 235ZM195 234V235H194ZM197 234V236H198V240H201V236L199 237V235ZM49 235V234H48ZM51 235H52V233H51ZM164 234H163V237L161 236V238L163 239V238H165L164 236H165ZM239 237H238V236ZM246 235V236H245ZM253 235V234H252ZM43 236H46V235H43ZM53 236V235H52ZM51 236V237H52ZM194 236V237H193ZM232 236H234V237H232ZM245 236V237H244ZM255 236V235H254ZM27 237L28 236H25L23 239H22V241H21V243H20V241H19V243H18V246L21 248L22 246H24V244L27 246V249H29V248H32L31 246H33V247H37L38 245L37 244H34L33 242L31 243V239L32 238H29L28 237V239H27ZM49 237H50V235H49ZM54 237V236H53ZM168 237V236H167ZM166 237V238H167ZM215 237H217V239H219L218 241H216L215 242ZM36 238V237H35ZM40 238V237H39ZM46 238H47V236H46ZM59 238H60V236H59ZM118 239H116L115 238V240H117V241H114L115 242V245L117 246V247H115V245H114V243L112 242H106L105 240H104V242H101V248H102V251H104L103 253L105 254H103L104 256H106L107 254H108V256L110 255V253L111 254H114L113 252H115V255H111V257H112V260L111 261H108V260H110V258L106 261V262H104L103 261V263L102 264H108V262H110V264L112 263H115V264H117L118 262V260H117V258H119V256L121 257V251L122 250H128L129 248H131V247H129V246H131L132 245V243H133V245L135 244V246L136 247H138L139 248V250H141V252H142V247H143V245L145 246V241H147V240H145L144 241V243H143V241H140L139 243H141L142 242V247H141V249H140V247H139V245H141V244H137V240H140V238L139 237H134V238H130V239H126L125 241H124V238H120V240H123V242L122 241H118L119 240V237H117ZM160 237H159V239H161ZM195 238V239H194ZM200 238V239H199ZM207 238V237H206ZM239 238V240H240V242H239V240L237 241V239ZM245 238V239H244ZM24 239H26V240H24ZM43 239V238H42ZM50 239H52V238H50ZM49 239V240H50ZM58 239V238H57ZM152 239H154V238H152ZM192 239L195 241H192ZM204 240H205V237L203 238ZM202 239V240H203ZM39 239H37V241H38ZM41 240V239H40ZM53 240V239H52ZM51 240V241H52ZM61 240V241H60ZM60 240H58V242L56 241V242H53L52 241V244L51 243H49L50 245H52V247H50V250H51V252H49L50 250H49V246H48V254L47 253H45L44 251L41 253L40 251L38 252L37 251V248H39V247H37L36 248V251L35 250H32V255H35L34 254V252L37 254V256H39V255H43V256H40V257H42V258H40V260L41 259H44V258H47V257H50L51 255H53L54 256V254L53 253H57L58 252V249H60L59 247H61V248H65L66 246H68V245H71L72 243V241H73V243H74V241L75 240H72L70 243L71 244H69V242H67V240H66V238H65V241H64V239H63V237L60 239ZM150 239H148V241H149ZM156 240V239H155ZM166 240V239H165ZM165 240H164V242H165ZM171 240V241H170ZM221 240V241H220ZM11 242L10 243H13L14 244V240H10ZM33 241H34V239H33ZM41 241H43V240H41ZM44 241H46V240H44ZM55 241V240H54ZM64 241V242H63ZM103 241V240H102ZM133 241V242H132ZM153 241V240H152ZM157 241H159V240H157ZM169 241L170 242H173V243H175V245L174 246H171V245H169L168 246V244H172V243H169ZM67 242V243H66ZM118 242H120V244L118 243ZM135 242V243H134ZM156 242V241H155ZM193 242V243H192ZM199 242V241H198ZM219 242L221 243V245L223 246V248H220V246H218L219 247V249H221V251L218 249V250H214V249H216V247H217V245H219ZM238 242V246H235V245H237V244H235V243H237ZM9 243V242H8ZM9 243V244H10ZM28 243H29V245H28ZM30 243H31V245H30ZM46 243V242H45ZM44 243V244H45ZM48 243V242H47ZM46 243V244H47ZM54 243H55V245H54ZM59 243V244H58ZM131 243V245H129ZM147 243V242H146ZM152 243V242H151ZM162 243H163V245H162ZM228 243H232V246H235L233 249H232V246L230 247V245H228ZM240 243V244H239ZM246 243V244H245ZM43 244V243H42ZM42 244L40 245V246H42ZM49 244H47V245H49ZM105 246H104V245ZM114 246H113V245ZM158 244V242L156 243V244H154L153 243V245L156 247V245ZM187 244V245H186ZM210 244H213V245H210ZM233 244H235V245H233ZM245 244V245H244ZM12 245V244H11ZM15 245H16V243H15ZM53 245H54V248H53ZM73 245V247H75V248H78L80 245H78L76 242L74 243V244H72ZM120 245V246H119ZM132 245V246H133ZM146 245H148V244H146ZM150 245V244H149ZM148 245V246H149ZM173 245V244H172ZM242 245H243V247H242ZM9 246V245H8ZM26 246H25V248H26ZM46 246V245H45ZM109 246V247H108ZM147 246V247H148ZM151 246V245H150ZM154 246H153V248H154ZM183 246H185V247H183ZM210 246H212V248L210 247ZM44 247V246H43ZM55 247L56 248H58V249H55ZM105 247V248H104ZM108 247V248H107ZM112 247V248H111ZM114 247L116 248V251L114 250ZM119 247V248H118ZM124 247V248H123ZM129 247V248H128ZM147 247H146V252H148L149 253V251H147ZM158 248H159V245L157 246ZM156 247V248H157ZM160 247V248H161ZM191 247V248H190ZM215 247V248H214ZM226 247H228V249H226ZM245 247V248H244ZM6 248H8L7 246H6ZM25 248H24V251H25ZM34 248V249H35ZM52 248V249H51ZM128 248V249H127ZM137 248V249H138ZM190 248V249H189ZM194 248V249H193ZM214 248V249H213ZM229 248H230V250L231 251H229ZM9 249V248H8ZM46 249V248H45ZM113 249V250H112ZM134 248H132L131 250H133ZM144 249H145V247L143 248V253H144ZM150 249H152L151 247H150ZM168 249H167V251H168ZM226 249V250H225ZM242 249H244V250H242ZM246 249V250H245ZM22 250V249H21ZM40 250V249H39ZM53 250V251H52ZM112 250V251H111ZM120 250V251H119ZM130 250V251H131ZM139 250H137L138 252H139ZM153 250V249H152ZM160 250V249H159ZM163 250V249H162ZM171 250V249H170ZM192 250V251H191ZM243 252H242V251ZM5 251H7V249L5 250ZM5 251H3V254H5L4 252ZM108 253H107V252ZM119 251V252H118ZM129 251V250H128ZM135 249H134V252H136L135 253V255H137L138 254V252H137ZM186 251V252H185ZM241 251V252H240ZM66 252V251H65ZM65 252H62V254L63 253H65ZM107 254H106V253ZM123 252V251H122ZM126 252V251H125ZM132 252V251H131ZM134 252H132V255H133V253ZM141 252L139 253L140 255H141ZM160 252V253H161ZM193 252V253H192ZM239 252V253H238ZM248 252V253H247ZM21 253V252H20ZM25 253V252H24ZM30 253V252H29ZM55 253V254H56ZM74 253V252H73ZM127 253V252H126ZM125 253V254H126ZM150 253H151V251H150ZM159 253V252H158ZM181 254V255H179V254ZM185 253V254H184ZM188 253H190V254H188ZM221 253H223V254H221ZM242 253H244V255L242 254ZM3 254H1V255H3ZM28 252L25 254L27 257H28ZM58 254V253H57ZM66 254V253H65ZM68 254H69V251H68ZM71 254V253H70ZM78 254V253H77ZM129 256H132V255H130L129 253H127ZM153 254V253H152ZM151 254V255H152ZM167 254H166V256H167ZM192 254H194V255H192ZM211 254V255H210ZM246 254V255H245ZM72 255V254H71ZM74 255H76V253H74ZM73 255V256H74ZM103 255H102V257H103ZM139 255V256H140ZM150 255V256H151ZM183 255H186V257L185 256H183ZM223 255V256H222ZM232 255V256H231ZM238 255H239V258H238ZM242 255H243V258H242ZM6 256H8V254H7V252H6ZM30 256V255H29ZM58 256V255H57ZM62 256V255H61ZM60 256V253H59V257H61ZM64 256H67V254L66 255H64ZM69 256V255H68ZM107 256V257H108ZM126 256V255H125ZM138 256V255H137ZM137 256H136V259H137ZM138 256V258L140 259L141 258V256L139 257ZM180 256V258H178V257ZM241 256V257H240ZM4 258H5V256H3ZM15 257H17L16 256V254H15V256H13V257H11V259H15ZM18 257H19V255H18ZM24 257V256H23ZM34 257V256H33ZM44 257V258H43ZM56 256H54V257H52L53 259L55 258ZM63 257V256H62ZM72 257V256H71ZM76 257H77V255H76ZM107 257H104V258H106L107 259ZM114 257H115V259H114ZM117 257V258H116ZM134 259H135V256H132ZM183 257V258H182ZM185 257V258H184ZM237 257V258H236ZM20 258V257H19ZM24 258H26V257H24ZM32 258V257H31ZM30 258V259H31ZM39 258V257H38ZM57 258V257H56ZM67 258V257H66ZM65 258V259H66ZM121 258H125V260H126V258H128V256L127 257H124V255H122V257ZM121 258H120V260L119 261H121ZM129 258H131V257H129ZM128 258V259H129ZM176 258H178V259H180V260H178V259H176ZM182 258V259H181ZM196 258V256H195V259H197ZM205 258V259H204ZM227 258V259H228ZM0 259H2L3 260V262L5 263V260L2 258V257H0ZM49 259V258H48ZM53 259H50L53 263H55L56 262V259H55V262L53 261ZM60 259V258H59ZM64 259V257H63V260L62 259H60L59 261H63V263L65 262V263H67V264H69V263H71V264H75L74 262H76V259H74V262L73 261H70V259L68 260H65ZM72 259V258H71ZM101 259H103V258H101ZM114 259V260H113ZM135 259V262L134 263H136L137 262V260ZM154 259H156V260H154ZM15 260H17V258L15 259ZM24 261L26 260V259H23ZM35 260V259H34ZM37 260V259H36ZM49 260V261H50ZM73 260V259H72ZM83 260V259H82ZM105 260V259H104ZM123 260V259H122ZM131 260H130V262H131ZM142 259H141V262L143 261ZM151 260V261H150ZM154 262H153V261ZM182 260H184L183 262H182ZM260 261H261V259H259ZM12 261V260H11ZM38 261V260H37ZM43 261V260H42ZM41 261V262H42ZM58 261V260H57ZM57 262V263H59V264H61L60 262ZM85 261V260H84ZM83 261V262H84ZM140 261V260H139ZM139 261L137 262L138 264H139ZM143 261V262H144ZM176 261H179V262H176ZM195 261V260H194ZM194 261H192L193 262V264L195 263ZM3 262H1V260H0V264L1 263H3ZM31 262L33 263V264H37V262H35V261H32V259H31ZM83 262H79L80 264L82 263L83 264ZM101 262V261H100ZM123 262V261H122ZM121 262V263H122ZM128 262V261H127ZM127 262H125L126 264H129V262L127 263ZM159 262V263H158ZM190 262V261H189ZM188 262V263H189ZM206 262H205V264H206ZM48 263V260H46V264ZM57 263H55V264H57ZM64 263V264H65ZM209 263V262H208ZM207 263V264H208ZM215 263H213V264H215ZM222 263V264H223ZM43 264V263H42ZM45 264V263H44ZM118 264H120V263H118ZM132 264V263H131ZM141 264V263H140ZM142 264H144V263H142ZM191 264V263H190Z\"/></svg>",
  "mask_w": 264,
  "mask_h": 264
}]
</instances>
